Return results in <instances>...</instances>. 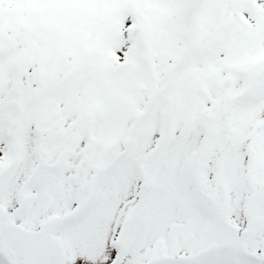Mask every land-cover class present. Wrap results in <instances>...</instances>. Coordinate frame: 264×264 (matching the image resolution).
Returning <instances> with one entry per match:
<instances>
[{
	"label": "snow or ice",
	"instance_id": "6c2138e0",
	"mask_svg": "<svg viewBox=\"0 0 264 264\" xmlns=\"http://www.w3.org/2000/svg\"><path fill=\"white\" fill-rule=\"evenodd\" d=\"M0 264H264V0H0Z\"/></svg>",
	"mask_w": 264,
	"mask_h": 264
}]
</instances>
